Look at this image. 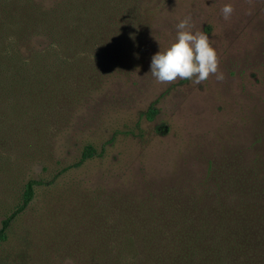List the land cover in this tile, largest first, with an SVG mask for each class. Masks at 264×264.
I'll use <instances>...</instances> for the list:
<instances>
[{
    "label": "rangeland",
    "instance_id": "obj_1",
    "mask_svg": "<svg viewBox=\"0 0 264 264\" xmlns=\"http://www.w3.org/2000/svg\"><path fill=\"white\" fill-rule=\"evenodd\" d=\"M104 1L88 22L70 21L77 31L57 54L37 58L43 70L29 65L24 87L0 86V222L29 180L58 176L13 221L0 264H140L127 236L165 232L142 220L186 217L184 204L211 188L209 171L264 153V0ZM189 16L212 41L222 82L151 75ZM87 146L96 157L76 167Z\"/></svg>",
    "mask_w": 264,
    "mask_h": 264
},
{
    "label": "trees",
    "instance_id": "obj_2",
    "mask_svg": "<svg viewBox=\"0 0 264 264\" xmlns=\"http://www.w3.org/2000/svg\"><path fill=\"white\" fill-rule=\"evenodd\" d=\"M100 2L101 7L106 5ZM95 4V0H0V86L24 87L29 65L43 70L37 58L57 54L53 45L63 46L66 38L71 42L77 29L70 21L88 22ZM146 114L152 119L156 111L150 108ZM96 155L87 146L76 167ZM57 178L25 184L21 202L0 222V244L13 221L32 204L36 190L54 185ZM205 181L212 182L211 188L207 184L201 195L184 204L186 217L174 218L175 223L142 220L143 226L165 232L127 236L128 249L143 252L140 264H264V153L211 170ZM122 262V255L115 257L114 264Z\"/></svg>",
    "mask_w": 264,
    "mask_h": 264
},
{
    "label": "clouds",
    "instance_id": "obj_3",
    "mask_svg": "<svg viewBox=\"0 0 264 264\" xmlns=\"http://www.w3.org/2000/svg\"><path fill=\"white\" fill-rule=\"evenodd\" d=\"M234 12L235 8L230 3L221 9L225 21L230 20ZM191 20L190 16L181 20L176 26V42L151 58V75L159 83H173L179 78L200 85L210 75H215L218 82L225 79L219 71L218 53L212 41L204 31H193Z\"/></svg>",
    "mask_w": 264,
    "mask_h": 264
}]
</instances>
